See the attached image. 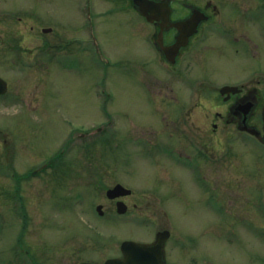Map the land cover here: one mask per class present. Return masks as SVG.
Here are the masks:
<instances>
[{
    "label": "rangeland",
    "instance_id": "374dc122",
    "mask_svg": "<svg viewBox=\"0 0 264 264\" xmlns=\"http://www.w3.org/2000/svg\"><path fill=\"white\" fill-rule=\"evenodd\" d=\"M217 1L223 16L264 19L262 9ZM152 31L129 0H0V76L8 84L0 96V264H33L26 249L41 253L45 264H75L72 252L82 240L90 243L89 259L101 264L134 230L130 215H110L105 190L116 182L134 193L184 192L187 246L200 258L194 264H264V146L254 138L238 143L248 146V173L243 179L227 169L230 179L212 206L199 198L188 170L149 141L164 133L162 117L173 110L162 89L168 77L172 85L201 79L210 90L264 64V52L255 60L224 44L214 49L218 35L210 31L201 40L207 45H192L169 69L152 46ZM179 93L178 100L186 98L183 88ZM105 132L107 141L83 147ZM20 234L24 243L15 248Z\"/></svg>",
    "mask_w": 264,
    "mask_h": 264
},
{
    "label": "flooded vegetation",
    "instance_id": "af4514ba",
    "mask_svg": "<svg viewBox=\"0 0 264 264\" xmlns=\"http://www.w3.org/2000/svg\"><path fill=\"white\" fill-rule=\"evenodd\" d=\"M165 2V0H154V3L147 7L145 1H140L137 5L145 7L148 14L157 18L149 22L143 17L153 27L152 42L156 48H160L158 41L160 30L163 32L164 45L169 46L187 30L186 25H177L185 22L192 11L205 14V16L201 14L204 18L198 24L197 31L189 37L188 44L179 49L175 63L171 65L162 58L166 68L179 66L183 53L192 45H201L202 38L210 31L218 35L214 40V49H219L224 44L234 52L242 51L245 55L248 53L253 55L255 60L256 56L264 52L263 18L257 21L254 16H246L241 22L232 15L223 16L220 14L221 9L218 7L220 3L217 0L216 3L207 0L203 4L182 1L179 7L172 6L170 15L167 16L168 9ZM230 2L239 3L245 10L254 11L258 8L264 11V0H230ZM205 45L207 44L201 46ZM247 72L244 78L216 81L217 84L210 90L203 85L204 80L201 79L176 82L177 85H172L170 79H167L162 86L165 91L164 97L175 103L172 105V112L162 117L165 123L164 133L161 135L157 132L149 141L156 140L153 147L163 151L170 163L178 164L188 170L189 178L196 184L199 198L209 201L212 206L220 203V184L230 179L227 169L235 168L242 174L243 179L245 178L249 165L244 159L248 150L244 142L249 141V138H255L246 128L260 129L262 126L264 64L260 62ZM224 86L236 88L222 90ZM181 88L186 98L180 101L177 95L180 94ZM203 92L208 94L213 92L214 98L210 97L209 100V96L207 95L206 98ZM204 98L208 101H203ZM192 99L194 100L190 101ZM161 137H163L162 141ZM240 141L244 142L239 145ZM234 158L239 161H236L237 165L234 164ZM168 178L174 179V176ZM128 197H134L130 202L131 214H128V209L124 214H117V201L129 205ZM108 201L110 215L115 214L120 218L130 215L134 230L132 237L121 239L114 249H110L112 253L105 256L101 264H104L107 258H124L121 244L125 239L144 244L132 247L130 253L134 264L140 262L187 264L188 256L191 264L200 260L190 251L194 245L188 242L189 246H187L188 237L184 225L187 201L184 192L170 191L169 188L166 191L130 192ZM22 210L26 215L25 209ZM105 212L103 208L101 217L105 216ZM26 222L27 217L24 219V226ZM212 223L214 224V221ZM102 242L104 240L99 241L100 245ZM19 243L21 246L24 242L19 241ZM89 246L90 243L87 245L84 240L79 242L77 249L72 252L73 256H76L75 264H95L87 255ZM25 254L33 264H45L40 260L41 253L33 254L26 249Z\"/></svg>",
    "mask_w": 264,
    "mask_h": 264
},
{
    "label": "water",
    "instance_id": "95a60500",
    "mask_svg": "<svg viewBox=\"0 0 264 264\" xmlns=\"http://www.w3.org/2000/svg\"><path fill=\"white\" fill-rule=\"evenodd\" d=\"M135 4L138 5V3L140 1H145V5H148L147 7L151 6L153 3L152 0H132ZM140 10H141V14H143L144 16L147 17L148 20H152L154 17L149 16V14L146 12L147 9H145V7L143 8V6H140ZM169 11V10H168ZM200 21V16L197 12L192 13V15L185 21L183 22L182 25H186L188 28L187 30L178 36L176 42L174 44H172L171 46H162L166 57L173 61L174 57L177 53V51L179 50V48L181 46H184L187 41H188V37L196 30V26L197 23ZM50 29H43V31H48ZM227 87H224L223 89H226ZM231 88L232 87H228ZM7 89V84L6 82L0 77V94L4 93ZM262 120H263V126H262V130H263V134H260V131L256 130V129H249V131L253 134H255L257 136V138L264 143V108L262 110ZM131 190L124 187L123 185H121L120 183L115 184L113 187L108 188L106 191V194L109 198H115L119 195H124L129 193ZM118 208L117 210L119 212H123L125 210V206L122 202H118L117 203ZM101 208V205L97 206V209L99 210ZM137 245L135 242L133 241H124L122 243V248L125 252V254H127L125 256V259H107L105 264H133L130 258V254L129 252L131 251V248ZM142 264V262H141Z\"/></svg>",
    "mask_w": 264,
    "mask_h": 264
},
{
    "label": "trees",
    "instance_id": "16d2710c",
    "mask_svg": "<svg viewBox=\"0 0 264 264\" xmlns=\"http://www.w3.org/2000/svg\"><path fill=\"white\" fill-rule=\"evenodd\" d=\"M57 166H58V165H57ZM57 166H56V167H57ZM56 167H55V168H56Z\"/></svg>",
    "mask_w": 264,
    "mask_h": 264
}]
</instances>
